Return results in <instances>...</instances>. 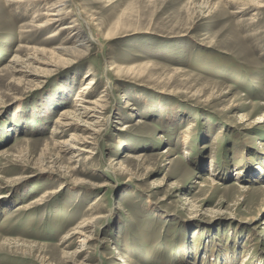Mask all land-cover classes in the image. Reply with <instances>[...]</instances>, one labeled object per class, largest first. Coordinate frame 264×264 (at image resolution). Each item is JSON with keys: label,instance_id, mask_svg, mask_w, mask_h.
<instances>
[{"label": "rangeland", "instance_id": "obj_1", "mask_svg": "<svg viewBox=\"0 0 264 264\" xmlns=\"http://www.w3.org/2000/svg\"><path fill=\"white\" fill-rule=\"evenodd\" d=\"M62 1L0 0V264H264V0Z\"/></svg>", "mask_w": 264, "mask_h": 264}, {"label": "bare ground", "instance_id": "obj_2", "mask_svg": "<svg viewBox=\"0 0 264 264\" xmlns=\"http://www.w3.org/2000/svg\"><path fill=\"white\" fill-rule=\"evenodd\" d=\"M44 1H46V0H44ZM63 3L65 2V0H63L62 1ZM54 6H55V4L54 5H52V7L54 8ZM56 11V10H55ZM54 10H50L49 11V13H51V12H55ZM61 11L62 10H58L57 12H55V13H53L52 15L51 14H49L52 18L51 19H49V23L51 24V23H53V24H56L57 22H59L60 21V19H59V17H60V14H61ZM48 13V12H47ZM48 23V24H49ZM74 24V23H73ZM67 30H70L72 33H75V38H74V40L76 39V42H75V45H77L76 43L79 41L80 43V45H78V46H80V48L77 46H75V47H71V48H67V47H69V46H65L66 48H63L62 46V48H59V49H57V50H55L58 54L59 53H61V54H66V55H68V56H76V55H83L87 50H88V46H86V40H88V39H84V40H81L80 41V39H82L83 38V32L80 30V29H77L76 27H74V25L73 26H64L63 27V29L61 30V32H66ZM72 35V34H71ZM88 42H89V40H88ZM88 45V44H87ZM55 52V53H56ZM56 53V54H57ZM60 59H61V57H60ZM90 78V77H89ZM94 85V80H91L87 85H85V86H83L80 90H79V94L77 95V98H75V103H77L76 104V107H82L83 106V112H85V113H88V114H93V116L91 115V118L92 117H96V115H99V114H101V111H103V110H105L106 109V106L105 105H102V104H100V102H92V101H90V99L89 98H87V97H85L86 95H88V92H89V90H91L92 89V86ZM104 96V95H103ZM64 95H61V96H59V99H63L64 100ZM81 97V98H80ZM89 99V100H88ZM245 102H247V99H245L244 100ZM130 103L129 102H127V104H126V108H128V106H130L129 105ZM253 109H256V107L255 106H253ZM66 113H68V111H66L65 113H63V117L65 118V119H69L68 117H69V115H72V114H66ZM81 116V115H80ZM93 119V118H92ZM62 122V121H61ZM84 122V121H83ZM95 123V122H94ZM261 123H264V116H262V117H260L259 118V121H257V123L256 124H261ZM61 125H63V126H65V127H69V126H72V124H71V122H69V121H65V122H62L61 123ZM97 127V126H96ZM66 130V129H65ZM88 130V129H87ZM93 132V131H92ZM95 134H96V131H95V133L93 132V133H90V132H88V136H87V138H83V139H79V138H77V137H75V136H73L72 138H73V140L75 141V142H77L78 144L80 143V144H88V141L89 140H93V137L95 136ZM86 137V136H85ZM72 141V140H71ZM74 141H72V142H74ZM74 142V143H75ZM61 144V143H60ZM78 144H75V146L77 145L78 146ZM65 145V144H64ZM73 147V146H72ZM75 148V147H74ZM79 149V148H78ZM77 150V149H76ZM79 150H85V148L84 149H79ZM93 151V150H92ZM85 152H88V153H90V154H92V152H90V151H85ZM258 219H255L254 221H257Z\"/></svg>", "mask_w": 264, "mask_h": 264}]
</instances>
